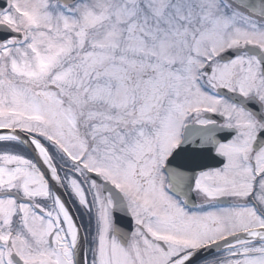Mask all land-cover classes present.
<instances>
[{
    "label": "snow or ice",
    "instance_id": "1",
    "mask_svg": "<svg viewBox=\"0 0 264 264\" xmlns=\"http://www.w3.org/2000/svg\"><path fill=\"white\" fill-rule=\"evenodd\" d=\"M0 264H264V0H0Z\"/></svg>",
    "mask_w": 264,
    "mask_h": 264
}]
</instances>
